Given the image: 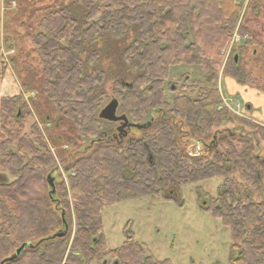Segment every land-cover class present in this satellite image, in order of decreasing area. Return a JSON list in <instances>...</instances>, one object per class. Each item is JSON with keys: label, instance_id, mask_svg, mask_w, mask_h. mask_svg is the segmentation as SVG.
Returning <instances> with one entry per match:
<instances>
[{"label": "trees", "instance_id": "obj_1", "mask_svg": "<svg viewBox=\"0 0 264 264\" xmlns=\"http://www.w3.org/2000/svg\"><path fill=\"white\" fill-rule=\"evenodd\" d=\"M259 2L248 0L246 10L259 13ZM242 3L71 0L46 12L38 25L45 31L30 35L39 79L22 76L15 55L0 57V76L13 64L22 84L21 94L0 99V172L13 179L0 182V263L24 246L4 264H62L71 237L70 199L75 231L66 263L90 264L101 259L105 247V206L146 195L169 197L186 184L218 176L222 182L214 197L198 192L200 210L229 230V264H264V160L254 154L264 127L239 119L253 130L221 129L235 116L218 110L222 51L237 26L241 51L252 40L242 24ZM14 44L6 37L4 50L13 53ZM242 63L234 51L223 79L257 88ZM185 67L199 68L202 83L187 72L177 74ZM34 91L56 113L54 125L66 133L63 144L88 143L75 155L59 153L68 188L53 182V193L47 176L54 179L55 158L36 124L26 130L31 112L22 94ZM112 99L118 102L117 116L141 128L119 134V123L99 119ZM50 131L45 129L48 137ZM66 226L65 236L54 237ZM102 256L104 264L106 258L113 264H171L154 258L130 235Z\"/></svg>", "mask_w": 264, "mask_h": 264}, {"label": "rangeland", "instance_id": "obj_2", "mask_svg": "<svg viewBox=\"0 0 264 264\" xmlns=\"http://www.w3.org/2000/svg\"><path fill=\"white\" fill-rule=\"evenodd\" d=\"M7 1L0 0V57L3 55L9 60L10 54H12V58L15 55L16 60L22 63V74H19L24 76L27 73H33L34 77L39 79L41 75L37 53L32 47L30 35L38 31H45L38 25L46 12L53 8L68 5L71 0H9L10 4H7ZM235 1L243 2L241 18L243 15L244 18L242 24L249 30L252 40L250 45L241 51L239 47L242 41L237 32V26L226 48L222 51L223 64L218 76V86L223 103L222 106L218 107V110L226 108L235 116L232 125L222 126L221 129H238L242 133H248L253 129L239 122L241 121L239 119L264 127V32L261 28L264 25V0H253L260 1L258 8L261 11L259 13H257V8L253 12L246 10V0ZM6 37L14 38L16 41V45L14 44L16 48L13 53L4 50ZM236 50H239L240 58L243 59L242 66L246 71H250L256 79L257 88L238 86L230 79H223L222 70ZM17 51L19 53L16 55ZM176 71L177 74L187 72L190 79L202 83V73L197 67H185ZM7 75L12 80V86L21 94L22 84L13 64H10ZM1 94L3 95V93ZM12 95L11 93L5 94V96ZM22 95L31 112L26 130L30 125L36 124L42 131L48 148L56 161V170L52 173L54 181H52L55 184L63 181L68 188V176L62 168L59 153L65 152L67 157L75 155L82 152L88 143L80 146L81 148L79 146L78 148H71L63 144L61 137L62 134L66 133L63 128L55 127L56 113L49 112L48 107L39 99L35 91L32 93L24 92ZM242 103L251 104L252 116L247 114ZM36 107L41 110L40 113L44 114L43 116H46L45 119H41L42 115H38ZM259 121L260 123H258ZM46 128L51 129L49 137L59 139L60 143L51 144L50 138L45 132ZM259 145L255 148L254 154L264 160V141L260 139ZM12 180L9 175L0 172V182H11ZM221 182V177L217 176L206 181L186 184L178 191L168 193L169 197L162 194L158 196L146 195L119 204L105 206L101 211L105 247L99 251L101 252V259L95 258L90 264H104L103 253L120 247L129 235L157 260H169L171 264H229V248L233 243L230 232L221 225L218 219H214L210 212L200 210L204 206L203 201L198 200L199 191L214 197ZM69 197L68 195V199ZM69 204L71 237L62 264H67L66 258L75 231L70 199ZM107 259L108 264H113L109 258L104 260Z\"/></svg>", "mask_w": 264, "mask_h": 264}, {"label": "water", "instance_id": "obj_3", "mask_svg": "<svg viewBox=\"0 0 264 264\" xmlns=\"http://www.w3.org/2000/svg\"><path fill=\"white\" fill-rule=\"evenodd\" d=\"M236 59L237 58L235 57V61H236ZM117 108H118V102L115 99H112L100 110V112L98 114V118L101 120H105L107 122H110V123H120V127L117 129L119 134L123 133L125 128H130V127L141 128V126L129 124L124 116H117L116 115ZM123 136H124V134H123ZM47 182L51 188V192L53 193L54 192V185H53V181L50 179V176L47 177ZM65 234H66V228H65V231H63L62 233L55 234L54 237L61 238V237L65 236ZM23 249H24V246H21L15 252V254H13L9 258L3 260L0 264H4L6 262H9V261L16 259L20 255V253L22 252Z\"/></svg>", "mask_w": 264, "mask_h": 264}, {"label": "crops", "instance_id": "obj_4", "mask_svg": "<svg viewBox=\"0 0 264 264\" xmlns=\"http://www.w3.org/2000/svg\"><path fill=\"white\" fill-rule=\"evenodd\" d=\"M7 72H9V69H7V71H6L5 74H3L2 76H0V99L2 97H5V94H7V93H11L13 95L20 93L19 90H16V88L14 86H12V84H13L11 82L12 80L7 75ZM1 93H3V95Z\"/></svg>", "mask_w": 264, "mask_h": 264}, {"label": "flooded vegetation", "instance_id": "obj_5", "mask_svg": "<svg viewBox=\"0 0 264 264\" xmlns=\"http://www.w3.org/2000/svg\"><path fill=\"white\" fill-rule=\"evenodd\" d=\"M247 3V2H246ZM246 3H245V5H246ZM262 28V30L264 31V25L261 27ZM242 100V99H241ZM242 106H245V108H246V110H247V114H250L251 116L253 115V108H252V106H251V104L250 103H242ZM258 123H260V122H258ZM66 233H67V226H66ZM66 235V234H65Z\"/></svg>", "mask_w": 264, "mask_h": 264}, {"label": "bare ground", "instance_id": "obj_6", "mask_svg": "<svg viewBox=\"0 0 264 264\" xmlns=\"http://www.w3.org/2000/svg\"><path fill=\"white\" fill-rule=\"evenodd\" d=\"M240 32V31H239ZM240 46V45H239Z\"/></svg>", "mask_w": 264, "mask_h": 264}]
</instances>
